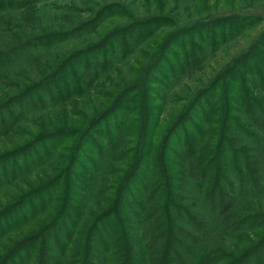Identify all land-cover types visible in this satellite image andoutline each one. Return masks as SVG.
I'll use <instances>...</instances> for the list:
<instances>
[{"label": "trees", "instance_id": "16d2710c", "mask_svg": "<svg viewBox=\"0 0 264 264\" xmlns=\"http://www.w3.org/2000/svg\"><path fill=\"white\" fill-rule=\"evenodd\" d=\"M43 1L0 0V138L19 139L0 148V264H264V98L242 81L205 105L195 92L155 145L180 101L171 82L205 49L189 41L176 64L161 54L170 71L153 91L155 70L115 67L150 24L122 2L56 14ZM115 16L127 22L112 36L58 47Z\"/></svg>", "mask_w": 264, "mask_h": 264}, {"label": "rangeland", "instance_id": "374dc122", "mask_svg": "<svg viewBox=\"0 0 264 264\" xmlns=\"http://www.w3.org/2000/svg\"><path fill=\"white\" fill-rule=\"evenodd\" d=\"M79 1L46 0L41 2V5L49 4L44 10L48 9L51 13L57 14L63 11L62 8L56 9L57 6L71 5L74 2L79 3ZM112 1L125 4L128 11L136 18L138 17L137 23L142 28L144 26L141 24H150L148 27H144L145 29H139L144 33L148 32L150 37L148 35V39L143 36L138 38L140 42L135 49L137 54L134 53L130 61L115 66L126 78H130L131 74H134L131 68L140 71L141 67L138 64L144 65L142 74L152 72V70L156 71L153 73L155 75L153 91L159 90L158 81L170 71L166 62L164 63L165 59L159 62L162 60L160 59L161 54L174 53L175 55L165 54L166 56H164L166 60H174L176 64L177 59H183L182 47L190 48L187 45L189 41L194 40L200 49H205L198 65L193 64L187 69V75L171 82L169 97L174 101H180L176 103L177 105L167 104L165 112L158 115L160 123L155 136V145L167 127L168 109L181 110L184 102L191 99L195 92H198L197 95L200 94L201 99L208 92L209 95H206L201 101L205 105L215 101L219 94L225 91V88L229 87L232 90L230 84H239L242 81L241 85H243V89H247L248 93L258 98H264L261 85L257 86L258 90L253 89L255 84L260 82L261 77H264V0H157L156 2L152 0L150 4H145L143 0ZM125 22H127L126 19H119L116 16L103 17L95 34L61 43L58 47L71 50L88 42L97 41L102 37L107 38L114 30L122 28ZM133 27L132 29H134ZM215 33L218 35L225 33V37L221 41H216L217 43H207L206 41H211ZM112 44L115 43H108L104 47H111ZM142 53L147 57L141 56ZM190 53L193 54V51L191 50ZM138 55L141 58H138ZM137 59L144 62H136ZM216 80L221 81L219 87L209 92L208 88ZM223 83H225V87ZM106 86L108 87V85ZM239 90L235 89V91ZM231 96L233 99L238 98L236 95ZM230 99L231 97H229ZM228 103L231 108L242 110L240 105ZM196 113L197 109L193 111V115ZM231 114L235 117L239 116L234 111ZM37 116H39L38 113ZM168 119L170 120V118ZM26 124L22 123L23 129L26 128L30 131L34 129L30 124ZM17 140L19 139L13 135H9L8 138L2 137L0 138V148L10 147L14 142H18ZM19 234L20 232L14 231L11 236L15 237Z\"/></svg>", "mask_w": 264, "mask_h": 264}]
</instances>
